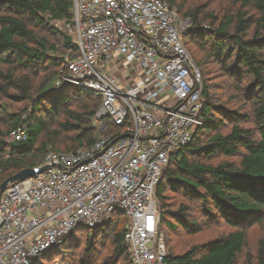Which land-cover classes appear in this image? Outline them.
I'll list each match as a JSON object with an SVG mask.
<instances>
[{
	"label": "built area",
	"instance_id": "built-area-1",
	"mask_svg": "<svg viewBox=\"0 0 264 264\" xmlns=\"http://www.w3.org/2000/svg\"><path fill=\"white\" fill-rule=\"evenodd\" d=\"M59 22L78 49L55 88L101 97L95 121L130 126L73 153L50 152L35 178L0 194V264H32L78 227L98 229L122 212L133 264H165L157 190L172 156L204 126L202 75L184 44L192 19L163 0H73ZM27 140L23 129L8 142Z\"/></svg>",
	"mask_w": 264,
	"mask_h": 264
},
{
	"label": "trees",
	"instance_id": "trees-1",
	"mask_svg": "<svg viewBox=\"0 0 264 264\" xmlns=\"http://www.w3.org/2000/svg\"><path fill=\"white\" fill-rule=\"evenodd\" d=\"M163 1L177 8L182 17L192 19V28L184 36L186 47L199 44L206 50L204 59L220 64L225 75L235 82L251 78L245 90L249 114V109L244 113L213 102L204 82L206 72L200 70L205 64L196 63L203 81L204 126L196 131L189 146L172 156L164 172L157 190L161 209L159 229L163 233L166 227L172 234L179 228L190 234L202 230L200 224L191 222L188 206L182 204L177 210L169 209L166 195L170 191L200 201L209 217H220L235 231L183 254H169L165 264H237L247 242L248 229L264 219V0H228L230 8L225 12H215L213 0ZM73 10V0H0V78L4 82L0 91L12 102L33 103L32 114L27 119L9 117L5 108H0V186L23 170L39 168L50 152H77L93 146L101 136L118 138L131 125L129 121L116 126L105 120L107 130L95 132L85 121H95L101 97L91 104L85 103L81 112H77L68 106L85 97L86 92L74 86L55 88V82L66 74L64 58H56L60 48L48 37L40 36L38 30L60 38L66 47L63 53L72 51L75 59L79 53L72 37L67 32H57L52 26L72 22ZM41 72L48 76L43 84L36 81ZM11 91L15 94H10ZM35 91L38 98L33 95ZM61 112L67 117L61 124L62 130L76 133L69 144L52 136L45 138L47 128L43 119ZM250 117L254 119V127L243 124ZM19 129L26 131L27 140L8 142L7 137ZM219 158L222 160L214 162ZM115 214L119 218L125 215ZM111 224L93 230L83 226L74 229L63 239V247L55 246L44 252L32 264H44L56 249L72 250L70 241L82 232L88 239L86 252L92 251L97 233H107L105 237L111 241L114 259L99 264H116L128 259L133 264L125 242L127 217L120 227H111ZM81 264L95 263L84 259ZM255 264H264V249L256 256Z\"/></svg>",
	"mask_w": 264,
	"mask_h": 264
},
{
	"label": "rangeland",
	"instance_id": "rangeland-1",
	"mask_svg": "<svg viewBox=\"0 0 264 264\" xmlns=\"http://www.w3.org/2000/svg\"><path fill=\"white\" fill-rule=\"evenodd\" d=\"M213 9L215 12H225L230 8V2L228 0H213ZM56 27V31L65 34L67 32V27L63 24H52ZM40 36L48 37L51 42L57 44L60 48V54H56L57 59L64 58V62L68 59L72 60V56L75 54L72 51H66L65 45L59 41L60 38L56 35H51L48 31L42 29L38 30ZM189 41V40H188ZM190 56L195 63L202 61L205 65L200 70H205L206 76L204 77V82L209 87L210 94L213 97V102L217 104H223L228 108L238 109L244 113L248 111L250 114V108L247 107L248 101L246 100L245 90L251 83V78L244 77L239 82H235V79L230 78L225 75L224 70L221 68L220 64L216 63L214 60L204 59L206 50L203 49L199 44H191L187 47ZM75 56V55H74ZM74 59V58H73ZM198 67V68H199ZM54 70V69H53ZM203 74V73H202ZM48 80L45 72H41L37 77L39 84H43ZM203 82V81H202ZM4 82L0 78V86ZM10 94H15L11 91ZM35 98H38L37 91L33 93ZM98 98L97 94L86 92V96L73 101L68 109L81 112V108L85 103H93ZM250 104V102H249ZM250 106V105H249ZM33 103L30 101L16 103L12 102L11 98L0 91V108H5L9 117L22 116L27 119L32 114ZM247 122H244L247 127H254V119L250 117ZM46 119V120H45ZM46 125L45 138L48 139L49 136L56 138L59 142L71 143V139L75 138V132H64L62 130L61 124L66 122L67 117L63 112L56 116H48L43 119ZM86 126H92L95 128V132L99 130L96 121L90 123L88 120L85 121ZM109 132V131H107ZM52 138V139H53ZM63 149V148H60ZM222 158L215 160L214 162L220 161ZM166 204L169 206L170 210H177L182 204L188 206L189 217L191 222H197L200 224L202 230L196 232L195 234H190L188 232H183L182 229H178L174 234L166 227L163 228V235L165 237L166 248L169 254L180 255L191 249L192 247L201 246L207 242L215 239L227 236L231 232L235 231L234 228L228 226L227 223L220 217L211 218L207 215V212L200 205V201L190 200L182 196V193L174 194L170 191L167 193ZM214 211V210H213ZM215 212V211H214ZM126 218V215H123ZM123 218L115 214L113 215V222L111 227H120ZM87 229V228H86ZM107 233H97L95 235L96 241L93 242L92 251H87V237H85V232L77 235L76 240L70 241L74 248L72 250L67 247L59 251L56 249L50 259L45 261L44 264H81L84 259L92 260L95 264H99L106 260L114 259L113 248L111 241L108 237H105ZM65 241L58 246H64ZM70 245V246H72ZM55 248V247H53ZM52 248V249H53ZM264 249V219L255 223L248 229L247 242L244 247L243 253L239 256L237 264H246L251 261L255 264L256 256ZM91 253V255H89ZM51 255V254H50ZM114 261V260H113ZM128 261H122L116 264H129Z\"/></svg>",
	"mask_w": 264,
	"mask_h": 264
},
{
	"label": "water",
	"instance_id": "water-1",
	"mask_svg": "<svg viewBox=\"0 0 264 264\" xmlns=\"http://www.w3.org/2000/svg\"><path fill=\"white\" fill-rule=\"evenodd\" d=\"M46 171V169H39L38 171L35 169H26L23 170L14 176H11L10 178L6 179L0 186V194L4 193L8 187L15 183V182H21L25 181L27 179L35 178L40 174H43ZM100 229V227L98 228Z\"/></svg>",
	"mask_w": 264,
	"mask_h": 264
}]
</instances>
